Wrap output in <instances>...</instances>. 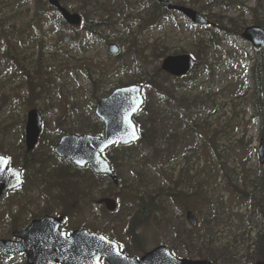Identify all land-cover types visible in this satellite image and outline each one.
Instances as JSON below:
<instances>
[{
	"label": "rangeland",
	"instance_id": "obj_1",
	"mask_svg": "<svg viewBox=\"0 0 264 264\" xmlns=\"http://www.w3.org/2000/svg\"><path fill=\"white\" fill-rule=\"evenodd\" d=\"M173 1L186 2L187 6L201 12L219 35L216 39L209 37L212 44L208 45L201 55L196 54L201 63L211 65V71H194L189 77L195 75V78L189 81V85L182 92L192 99L202 98V101L191 109L187 107L190 119L197 125L184 127L176 122L170 126L177 130L178 150L183 152L182 155L177 160L167 162L162 171L153 167L158 166L154 164L156 160L145 165V168L140 165L129 168L127 165L122 170L126 182L133 179L139 190H124L122 196L126 200L115 212L109 214L108 225L104 230L131 252H134L136 246L133 239L141 235L145 248L143 252L160 244L172 247L175 243L172 226L160 227L153 221L143 228L141 226L144 224L138 229L129 226V219L135 213L138 195L148 197L147 194L152 190L165 185L164 183H170L182 170L188 169L190 175H195L197 181L202 183L203 192L207 193L209 198H228L230 193L225 187L222 173L218 174L221 167L218 150L223 153L221 157L225 159L236 158L235 162L228 164L237 168L240 178V159L245 158L250 149L256 148V151L248 166L256 169L259 163L257 149L260 144V122L251 121L253 104L249 93L254 47L248 46L249 43L244 40L242 33L247 27L255 24L254 9H257L259 17L264 20V0ZM66 3L70 10L88 17L108 12L107 16L112 22H118L117 24L120 23L126 29L125 35L129 36V32L133 34L132 38L137 47L130 43L123 44L114 35L109 36L108 26L93 34L84 31L81 26L73 28L65 24L64 28L69 30L65 33L62 30L63 19L58 12H49L44 20H38L37 0H0V22L3 23L5 32L0 36V74L8 71L9 63L13 71L16 69L17 72L10 70L7 75H0V152L7 151L18 160L25 156L23 143L27 113L30 109H39L44 117L45 134L37 148L36 156L45 155L54 151L51 148L54 142L51 140H56L63 134L83 133L87 125L94 121L92 114L97 101L112 89L130 82L132 71L129 74L122 72L106 77L115 72L116 68H119L118 64H121L115 56L110 55V43L118 44L122 53L127 52L132 63L134 58L132 53L128 52L137 49L135 58L141 56L145 60L143 66L152 70L157 66L160 68L162 61L152 56L154 47L165 44L170 47L171 52L191 54L197 52L200 39L205 34L202 27L193 26L185 16L165 17L160 24L157 23L139 34L140 26L137 25L136 19L148 10V0H66ZM33 26L42 31L39 40L30 39ZM111 31L115 32L113 28ZM18 38L22 43L15 53L14 45L19 47ZM7 53L16 54V59L26 71V75L19 71L12 56H9L8 60L4 59L3 55ZM100 73H104L102 76H105L106 81L96 90L97 86H93L92 80L101 78ZM145 89L149 92L152 88ZM156 94V90L150 94L151 102L166 110L165 104L159 105L160 96ZM242 139L243 142H240ZM250 139L252 143H249ZM172 149L175 150V146H172ZM53 158L50 163L56 164ZM59 181L61 180H58V187L62 183ZM144 189L145 191H142ZM24 191L22 196L13 194L0 202V236H10L13 230L22 229L30 224L35 216L42 214L44 204L39 190L27 187ZM72 202L79 204L75 199ZM205 202L204 195H201L195 203L202 208ZM141 205L142 203H139V206ZM89 209L87 202L82 207H77V214L75 212L71 217V225H95L90 216H87ZM181 210V207L173 205L167 212L173 225L179 229L188 209L183 207ZM252 211V208L248 209L247 205H243L241 209L237 207L232 213L228 212L227 215H230L231 219L218 225L214 237V245L217 248L231 245L238 264H252L247 257V246L251 243L247 234L251 229L247 227L255 218ZM249 214L250 218H245L244 222L240 220L243 215ZM197 217L201 222L202 217ZM260 228L261 224L258 222L251 236L254 237ZM198 229L204 232L205 224H200ZM180 252L185 255L182 249ZM1 264L26 262L22 257H6Z\"/></svg>",
	"mask_w": 264,
	"mask_h": 264
},
{
	"label": "trees",
	"instance_id": "obj_2",
	"mask_svg": "<svg viewBox=\"0 0 264 264\" xmlns=\"http://www.w3.org/2000/svg\"><path fill=\"white\" fill-rule=\"evenodd\" d=\"M61 1L67 6L66 0ZM148 1L149 3L146 6L149 7L148 10L141 13L136 19L137 25L140 26L139 34H142V31L145 32L146 30H149L150 27L155 26L157 23L160 24L165 17L182 16V14L178 11L167 10L155 0ZM182 3L187 4L186 2ZM56 11V8L49 5L47 0H37L36 17L38 20L42 21L46 17V14ZM254 11L255 24L264 27V20L259 17L257 9H254ZM107 14L108 12H104V15L96 14L97 16L95 17H88L82 13L84 19L82 29L86 32L94 34L98 33L99 29H104L105 26H108L110 31L109 36L114 35L120 42H123V44L130 43V45H136L137 47L136 42L132 38L133 34L129 32V36L125 35L126 29L121 26L120 23L117 24L118 22H112ZM65 24L66 23L62 21V30L67 33L69 30L64 28V26H66ZM111 28H113V31L115 32H112ZM202 28L204 29L205 34L201 37L197 46L198 53L191 52L196 60L194 71L197 69L202 71L210 69L211 71V65L201 63L196 54L201 55L207 46L212 44V40L209 37L216 39L219 32L212 26H204ZM222 28H224V26H222ZM32 29L33 32L30 39L35 38L39 40V38H41L39 36L40 33L42 36L41 29L38 30L35 26H33ZM4 33L3 23L0 22V36L4 35ZM35 39H33V41ZM17 43L19 44V47L14 45L15 53L20 48L22 40L18 38ZM169 49L170 47H167V45L160 44L153 48L152 56L157 58L159 61L163 58V56H166L171 52ZM137 52V49H134L132 52H128L132 53V57L134 58L133 63L128 57L127 52L126 54L122 53L118 55L116 60L121 63L118 64L119 68H116L117 70L115 72H111L106 76L111 77L112 74H120L122 72L129 74V72L131 73L132 71L133 74L131 75L130 82L123 83L122 85L137 83L144 85V87H147L148 89L152 88L151 91L145 92V104L134 116V120L141 132L140 140L137 143L129 145H116L108 150V158L120 177V185L118 187L114 185L111 179L108 180L110 192L118 189H123V191L125 189H130L135 192H137V189L139 190L133 179L126 182L123 177L122 170L123 168H126L127 165L129 168H136L138 165L145 168V165L147 166L151 161L156 160L154 164H157L158 166L153 165V167L156 170L162 171L167 162L177 160L183 152L178 150L177 130L175 127L170 128V126L173 123L175 124L176 122H179L177 124L183 125L184 127H187L188 125L195 127L197 124H195L194 121L192 122L190 119L187 107L191 109L196 105V103L202 101V98L200 97L192 99L189 95L182 93L189 85V81H192L195 78V75L191 77H172L161 71L158 66L152 70L147 67L146 69L143 66L145 65V60L141 56H137V58H135ZM171 53H174V51ZM139 54L141 55L142 53ZM9 56L14 58L19 71L23 73V75H26V71L22 69L16 59V54L7 53L6 55H3L6 60H8ZM134 65L135 69H133ZM8 66V71H13L11 63H9ZM8 71L0 75H7ZM14 71L17 73L16 69ZM103 74L104 73H100L101 78L92 80L93 86H97L96 90L99 89L100 85L105 84L106 79L105 76H102ZM90 78L92 79V75H90ZM154 90L157 91L156 95L160 96L159 105L165 104L167 107L166 110L158 108L153 102H151L150 94L153 93ZM249 93L253 104L251 121H260V138H264L263 49L254 48V63L251 69V84L249 86ZM92 119L94 121L88 124L83 132L101 133V120L94 113L92 114ZM44 134L45 133L42 134V137ZM240 142H243V139ZM249 143H252L251 139L249 140ZM172 146H175V150L172 149ZM217 147L220 148V146ZM187 149H189V147ZM254 151L255 148L250 149L248 155L245 158L240 159L239 166L241 167L242 174V177L240 178V173L237 172V168L231 167L228 164L229 162H235L236 158L227 157L225 159L221 157V154L223 153L218 150V161L221 165L218 174L222 173L225 181V187L230 193L228 198H225L224 196H213L212 198H209V195L203 192L202 183L197 181L195 175L191 176L188 169H185L179 173L175 180L172 179L170 180V183H164L165 185H160L152 190L149 194H147L148 197L145 198L144 196L139 195L136 197L137 200H142L147 205H144L137 213L140 214L141 217L132 219L129 222V226L138 228L142 224L149 223L150 221H153L160 227H163L164 225L172 226L174 230L173 233L175 234V243L171 248L176 254L184 255L180 252V249H182L185 256L189 258L198 257L201 259H207L214 264H238L239 262L235 256L236 253L231 249V245L228 244L221 249L217 248L214 245V237L216 235L218 225L221 222H226L225 220L231 219V217H229L230 215H227L228 212L232 213L234 208H241L243 205L249 203L253 209L252 214L255 215V218L251 220V223L247 228L252 229L257 225L259 220L262 221L263 228L257 233L255 240L253 239L254 250L253 252H248L247 257L252 264L259 261L264 262V165H258L256 169L248 166V163L253 157ZM2 153L8 154L7 151ZM36 154L37 151L31 155L28 154L27 156H23L21 160L16 159V157H12V162L14 164H25V170L27 172L26 179L30 185L35 183V180L39 177L42 168H46L47 171L55 168V164L50 163L51 157L49 153L39 156H36ZM80 171L81 170L77 168L76 172H78V174L75 172L74 176L79 177ZM65 177H68V175L66 174ZM134 184H136L135 188H133ZM142 191H145V189ZM201 195H204V199L206 201L205 206L202 208L196 204L197 201H199V196ZM173 205H176L178 208L181 207L182 210L183 207H186V209H193L198 215H200V217H202L201 224H205L206 226L204 232L199 231L198 227H191L187 220L185 221V216H183V220L181 222L183 225L180 229L174 226L172 218L167 216L168 208ZM245 218H250V214L243 215L240 220L244 222ZM142 240V235L133 239V242L136 243L134 252H131L128 247L123 245L124 250L129 254L134 255L143 252L145 248ZM249 248L251 249V246H249Z\"/></svg>",
	"mask_w": 264,
	"mask_h": 264
},
{
	"label": "water",
	"instance_id": "obj_3",
	"mask_svg": "<svg viewBox=\"0 0 264 264\" xmlns=\"http://www.w3.org/2000/svg\"><path fill=\"white\" fill-rule=\"evenodd\" d=\"M62 14L64 20L71 25H80L82 16L71 12L60 0H48ZM169 10H177L187 16L195 24L207 25L209 21L197 10L170 0H157ZM243 38L256 47L264 49V28L253 25L246 28ZM111 54L119 53V46L109 45ZM195 60L190 54H171L166 56L161 69L171 75L180 77L192 72ZM143 86L131 84L121 86L99 100L95 114L104 123V135L70 134L64 135L55 148V152L75 162L79 166L90 165L97 173L108 174L118 185L117 175L111 168L103 152L115 144L127 145L140 139V132L134 115L144 105ZM43 125V115L33 108L28 112L26 125L27 150H34L38 143ZM260 162L264 163V141L261 140ZM10 159L0 155V197L6 192L22 184V170L9 166ZM111 209H115V201L106 199ZM112 202V203H111ZM111 204L113 206H111ZM188 221L196 226L197 218L193 211L187 212ZM64 217L45 216L32 221L23 231H15L13 235L20 241L0 239V257L5 254L27 255V264H213L208 260L190 259L176 256L165 244L146 252L141 257L131 256L121 251L120 245L104 234L90 232L87 229H76L70 235L61 230ZM256 264H264L257 262Z\"/></svg>",
	"mask_w": 264,
	"mask_h": 264
},
{
	"label": "flooded vegetation",
	"instance_id": "obj_4",
	"mask_svg": "<svg viewBox=\"0 0 264 264\" xmlns=\"http://www.w3.org/2000/svg\"><path fill=\"white\" fill-rule=\"evenodd\" d=\"M50 157H54L52 153H50ZM105 157L108 158L106 154ZM53 160L57 162L55 164V168L50 171H47L46 168H42L38 178V187L36 186L34 188L36 190H39L40 198L42 200V203L44 204V209L41 212L42 214L39 215L38 218H42L46 215L54 217H64L66 221L64 225H62L61 229L66 231L67 234H70L78 228H85L90 232L104 233L109 236L107 234V231L104 230L108 225V216L110 213H113L118 209L120 200L123 197V191L114 190L113 192H110L108 182L109 176L104 174H96L91 169V167L87 165L85 167L79 168L81 170L79 172V176L82 177L81 183L84 188V192L79 190V196H75L77 192L76 187H74L73 185H69L68 182L61 183L59 181L61 183L59 185V188L57 186L59 183L56 179L64 178L67 174L66 170L68 168L62 166V164L68 167L70 166L69 163L71 162H69L66 158H61L58 156L54 157ZM73 172L75 174V168L73 169ZM24 192V189L17 188L5 194L4 197L0 199V202L9 196H12L13 194H20L22 196L24 195ZM109 198H112L115 201L114 210H110V206L105 202V200ZM74 199L75 201H79V204L73 203L72 200L74 201ZM138 201L139 202H137L136 204L135 213L131 215L129 221L134 218H140L141 215L137 213L142 209L144 205H147L142 200ZM86 202L88 203V206H90L87 216H90L91 221H94L95 225H71V217H73V214L75 212L77 214V207H82ZM72 203L73 205H71ZM139 203H142V205L139 206ZM111 206L113 205L111 204ZM4 238L13 237L11 234L10 236H6ZM13 239L19 240L18 238ZM2 258L3 256L1 257V259Z\"/></svg>",
	"mask_w": 264,
	"mask_h": 264
},
{
	"label": "bare ground",
	"instance_id": "obj_5",
	"mask_svg": "<svg viewBox=\"0 0 264 264\" xmlns=\"http://www.w3.org/2000/svg\"><path fill=\"white\" fill-rule=\"evenodd\" d=\"M175 53V52H174Z\"/></svg>",
	"mask_w": 264,
	"mask_h": 264
}]
</instances>
